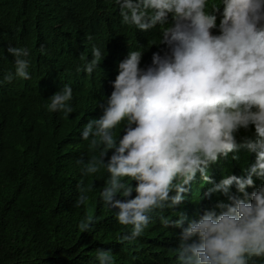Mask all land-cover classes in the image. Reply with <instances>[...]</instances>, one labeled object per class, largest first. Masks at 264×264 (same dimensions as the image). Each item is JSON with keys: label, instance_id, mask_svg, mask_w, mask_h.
<instances>
[{"label": "clouds", "instance_id": "1", "mask_svg": "<svg viewBox=\"0 0 264 264\" xmlns=\"http://www.w3.org/2000/svg\"><path fill=\"white\" fill-rule=\"evenodd\" d=\"M116 3L122 23L159 30V47L152 57L117 50L80 134L96 152L77 161L82 176L102 175L99 197L117 210L121 242L149 235L169 264H264V0ZM7 51L15 73L4 79H31L34 54L24 44ZM103 58L93 47L84 73ZM54 91L47 110L70 114L72 87ZM77 187L79 207L91 187ZM93 223L87 215L78 228ZM96 259L113 264L109 250Z\"/></svg>", "mask_w": 264, "mask_h": 264}, {"label": "trees", "instance_id": "2", "mask_svg": "<svg viewBox=\"0 0 264 264\" xmlns=\"http://www.w3.org/2000/svg\"><path fill=\"white\" fill-rule=\"evenodd\" d=\"M45 40L51 45L42 52ZM159 40L158 29L122 23L116 0H0V264H99L98 249L109 250L113 264H169L149 235L120 241L117 210L99 197L102 175L82 176L77 163L96 155L80 134L103 102L117 50L139 46L152 57ZM13 44L34 54L29 80L4 79L15 73ZM93 47L104 58L87 75ZM61 83L73 89L70 114L47 110ZM78 184L91 187L79 207ZM87 215L94 223L81 232Z\"/></svg>", "mask_w": 264, "mask_h": 264}]
</instances>
